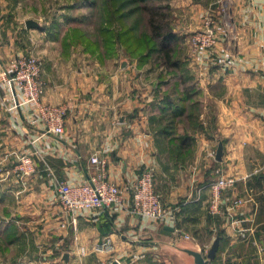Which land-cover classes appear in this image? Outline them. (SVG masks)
<instances>
[{
	"label": "crops",
	"instance_id": "1",
	"mask_svg": "<svg viewBox=\"0 0 264 264\" xmlns=\"http://www.w3.org/2000/svg\"><path fill=\"white\" fill-rule=\"evenodd\" d=\"M173 1L176 39L166 66L155 54L93 65L91 55L64 53L57 40L28 28L30 17L19 23L8 0H0V73L17 55L37 54L44 60L43 101L68 110L59 135L33 123L36 110L16 102L20 90H2L6 170L24 153L36 169L25 179L12 172L0 197V264H183L169 245L181 231L193 239L182 243L203 250L221 235L211 264H264V0ZM206 14L215 15L218 43L195 49L191 37ZM93 155L106 161L127 200L138 175L152 168L176 217L160 223L110 206L81 211L73 224L57 179L90 181L98 172ZM223 175L237 183L225 192L223 213L210 214L209 185ZM167 225L175 231L165 232ZM105 237L113 251H96Z\"/></svg>",
	"mask_w": 264,
	"mask_h": 264
},
{
	"label": "built area",
	"instance_id": "2",
	"mask_svg": "<svg viewBox=\"0 0 264 264\" xmlns=\"http://www.w3.org/2000/svg\"><path fill=\"white\" fill-rule=\"evenodd\" d=\"M213 15L204 16V29L196 31L191 37V43L195 49L215 47L218 43L217 27ZM44 60L34 54L17 55L9 69L0 73V100L6 102L2 93L7 85L15 94L20 90L23 100H16L19 105L28 104L36 110L37 115L32 119L33 123L42 121L47 130L56 134L65 132L67 116L66 105H53L45 103L43 96L46 91V82L43 77ZM98 172L91 176V180L72 184L57 179L59 197L64 211L73 215V224L77 223L79 212L89 209L115 206L127 210L129 213L165 223L168 219L176 217V208L164 202L156 190L155 172L152 168H145L132 183L130 200H127L126 191L116 181L108 177L105 165L106 161L98 155L91 157ZM36 169L33 155L24 153L19 157V162L8 173L15 172L18 177H25L34 173ZM237 178L232 175H223L213 180L209 185L208 212L210 214L223 213L225 192L236 186ZM241 202V199L238 201ZM184 233V232H179ZM185 236L189 237L186 233ZM113 239L105 237L95 245V250L100 252L113 251ZM119 264L120 260L115 259ZM111 260H97L92 264H112Z\"/></svg>",
	"mask_w": 264,
	"mask_h": 264
},
{
	"label": "rangeland",
	"instance_id": "3",
	"mask_svg": "<svg viewBox=\"0 0 264 264\" xmlns=\"http://www.w3.org/2000/svg\"><path fill=\"white\" fill-rule=\"evenodd\" d=\"M7 4L14 9V19L19 23H23L26 17L35 19L40 25L30 29L42 30L47 39L57 40L58 43L53 42L54 45H59L64 53L91 55L93 65L98 62L103 64L107 58L120 56L125 57L127 64L136 58L146 59L142 55L157 56L154 47L159 42L151 36L153 30L150 17L153 9L158 8V22L175 23L173 0H8ZM215 24L217 25V21ZM166 29L165 26L164 31ZM195 33L196 31L193 34ZM159 54L163 55L161 52ZM160 58V63L167 66L165 56ZM152 64L153 62L149 63ZM158 66L161 67L162 64L158 63ZM6 153L4 147H0V197L11 182V173L6 170ZM1 214L3 212L0 206V216ZM189 238L193 240L191 236ZM208 250L209 248L204 249L205 254Z\"/></svg>",
	"mask_w": 264,
	"mask_h": 264
},
{
	"label": "water",
	"instance_id": "4",
	"mask_svg": "<svg viewBox=\"0 0 264 264\" xmlns=\"http://www.w3.org/2000/svg\"><path fill=\"white\" fill-rule=\"evenodd\" d=\"M26 24L28 28L37 27L40 25L38 21L32 18L28 19L26 21ZM125 63L126 62L124 61V64ZM222 156L223 142L221 141L217 150L216 158L218 160H222ZM164 229L168 234H171L173 233V231H175V228L169 225L165 226ZM221 239V235H218L206 254L202 248L186 244L187 242L182 243V240L191 241L190 238L185 236L184 233H178L176 238L173 239V241L169 242V245L173 246L176 249L177 252H175V254L178 255L180 261L184 262L183 264H211L212 260L217 257V253L220 249ZM68 259L69 253H65L63 255V260L68 261ZM112 264L118 263L117 261H115Z\"/></svg>",
	"mask_w": 264,
	"mask_h": 264
},
{
	"label": "trees",
	"instance_id": "5",
	"mask_svg": "<svg viewBox=\"0 0 264 264\" xmlns=\"http://www.w3.org/2000/svg\"><path fill=\"white\" fill-rule=\"evenodd\" d=\"M156 12H158V8L153 9V13L150 17V23L152 25V30H153V32L151 33V36L154 37L156 42L157 40L159 42L158 45L154 47V50L156 51L157 56H160V57L165 56V62L167 65H169L172 63L171 57H172V52L174 51L173 42L176 39V34L170 22L162 23V22L157 21ZM165 26L167 27V29L164 31ZM159 52H161L163 55L159 54ZM142 56H144L145 58L147 57L146 55H142ZM215 259H213L212 262Z\"/></svg>",
	"mask_w": 264,
	"mask_h": 264
}]
</instances>
